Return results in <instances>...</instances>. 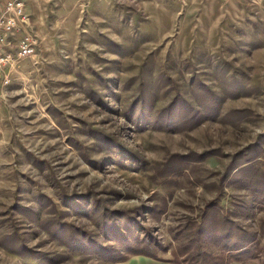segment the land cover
<instances>
[{"label":"rangeland","instance_id":"obj_1","mask_svg":"<svg viewBox=\"0 0 264 264\" xmlns=\"http://www.w3.org/2000/svg\"><path fill=\"white\" fill-rule=\"evenodd\" d=\"M25 3L14 38L35 52L0 95V264H178L231 222L256 257L228 264H264V0Z\"/></svg>","mask_w":264,"mask_h":264},{"label":"trees","instance_id":"obj_2","mask_svg":"<svg viewBox=\"0 0 264 264\" xmlns=\"http://www.w3.org/2000/svg\"><path fill=\"white\" fill-rule=\"evenodd\" d=\"M231 223L225 227L224 232H217V234L207 231L202 232V230L198 232L192 243L187 244L182 250H180V253L185 257L183 261H178L177 263L182 264L183 262L185 264H228L233 261L243 262L254 259L256 257V254L253 253V248L250 246L255 240L254 234L243 230L237 224ZM220 237L222 239L220 241L217 240ZM146 242L144 243L143 248H138L139 250L135 249V252L132 254H144L152 256L153 253L149 252ZM194 242H196V244H194ZM202 242H214L218 244L221 249L225 250L228 255L210 257L205 251L200 249ZM140 250L144 252H138Z\"/></svg>","mask_w":264,"mask_h":264},{"label":"built area","instance_id":"obj_3","mask_svg":"<svg viewBox=\"0 0 264 264\" xmlns=\"http://www.w3.org/2000/svg\"><path fill=\"white\" fill-rule=\"evenodd\" d=\"M26 0H0V95L10 81L12 67L35 52L29 33L16 40V31L26 24Z\"/></svg>","mask_w":264,"mask_h":264}]
</instances>
